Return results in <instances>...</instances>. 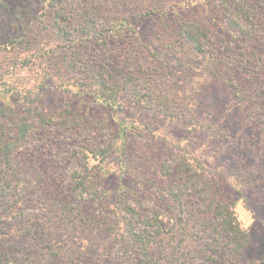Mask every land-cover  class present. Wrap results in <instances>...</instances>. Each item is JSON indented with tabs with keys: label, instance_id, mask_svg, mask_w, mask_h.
<instances>
[{
	"label": "rangeland",
	"instance_id": "1",
	"mask_svg": "<svg viewBox=\"0 0 264 264\" xmlns=\"http://www.w3.org/2000/svg\"><path fill=\"white\" fill-rule=\"evenodd\" d=\"M3 1L0 76L7 78L14 63L29 50H37L38 44L43 46L42 52L54 51L53 59L47 57L52 75L40 98L33 102L34 110L49 114V127L38 130L37 126L32 141L23 143L13 154V186L19 198L13 210L30 218L23 223L30 236L36 229L40 235L52 230L55 238L46 236L45 240L58 254L49 258L48 264H264V205L257 196L261 192L264 196V113L256 107L248 114L246 111L252 109L242 110L238 103L245 77L254 83L258 77L264 85V0H232V4L250 7L252 33L235 37L209 26L203 38L207 46L197 53L185 37L172 31L183 18L202 19L201 9L192 7L165 19L156 14L142 16L144 11L182 0H58L54 7L45 0ZM221 2L206 3L209 18L221 10V17L214 22L223 28L232 15L230 10L223 11ZM62 9H66L65 17L60 14L61 20L59 17L54 27L52 14ZM82 12L88 18L100 17L81 30L83 23L77 17ZM119 17L127 18L135 30L118 32L117 36L107 33V21ZM97 30H101L98 40L105 39L106 48L93 46ZM11 37L21 40L16 41L15 49L9 45ZM240 55L244 57L238 59ZM56 72L70 82L86 85L102 74L109 84H118L123 90L124 110L99 108L76 96L67 98L57 86L60 78ZM22 110L19 106L16 111ZM114 117L147 122L149 127L130 130L124 148L117 152ZM173 142L202 157L211 176L220 180L225 197L235 201V213L250 236L249 245L238 257L219 259L213 240L208 251L202 249L215 230L207 218L214 193L203 203L201 198L206 195L201 188L183 187L185 194L179 204L162 192L161 164H170L173 152H177L172 149ZM98 149L106 157L102 164ZM123 161L126 163L121 167ZM84 167L94 176V193L90 191L87 200L71 209L72 200L65 205L69 174ZM7 174L1 173L3 179L12 178ZM236 181L244 193L239 198ZM10 194L0 196V211L15 197ZM119 199L129 200L141 211L159 213L161 231L148 236L147 256L137 255L134 247L124 246L122 241L108 239L106 243L110 234L105 227L89 231L91 205L109 221ZM11 225L0 221V264H19L23 259L18 244L6 239ZM21 232L26 233L24 238L28 235L27 261L31 255L39 259L47 254L48 248H39L27 229Z\"/></svg>",
	"mask_w": 264,
	"mask_h": 264
},
{
	"label": "trees",
	"instance_id": "2",
	"mask_svg": "<svg viewBox=\"0 0 264 264\" xmlns=\"http://www.w3.org/2000/svg\"><path fill=\"white\" fill-rule=\"evenodd\" d=\"M208 1L209 0H182L176 4H167L163 5V7L152 8L150 12L144 11L142 16L147 17L150 14H156L159 18L165 19L171 15H179L180 11L187 12L192 7L201 9L202 11L200 14H202V19H200V16L197 20L183 18L180 24L175 27V30L172 31L174 35L177 33L179 37H185L196 53L202 52V47L207 46L203 38H206V34H208L207 27L209 26H212L216 31L220 29L221 31H225L226 34H233L235 37L241 35L247 36V34L252 33L254 24L251 21L248 22L249 19H253L251 13L248 12L250 7H246L244 3L232 4V0H222L221 4L223 5V11L230 10L229 13L232 15L227 22H224L225 27L222 28L214 22V20L221 17L219 16V14L222 15L221 10H219L215 18H209V16H207L208 6L206 2ZM0 2L5 5L3 0H0ZM45 2L48 6L54 7L58 0H45ZM64 4H66V2ZM213 6L217 7L218 5L213 4ZM61 11L60 13L52 14L54 27H56L55 23L59 22L60 14H63L65 17L66 9H62ZM87 15L86 12H82L77 17V20L83 23L81 30L90 27L89 25L93 24V21L100 17L88 18ZM200 21H202L203 26L199 23ZM133 27V24L127 18L119 17L107 21L106 31L113 36H117L118 32L126 30L133 32V30H135ZM79 34L80 37L83 36L82 31ZM101 36V30H97L94 34L95 38H93L92 42L96 49H99L98 47H101V49L106 48V40H98ZM16 41L21 40H15V38L12 37L9 38V45L14 49L17 47ZM36 49L37 50L34 52L29 50L23 58H18L19 60L14 63V68L9 71L10 75L7 78L0 76V196L10 194L11 192L15 196L13 200L9 201L10 198L6 201L5 207L0 211V221L6 224L12 223L6 239L12 244H18L17 248L21 251L23 258L20 260L21 263L19 264H48V259H53L54 255L58 254V251L56 252L50 248L48 240H45L46 236L49 237V240L55 238L51 236L52 230L45 231L46 235L45 233L44 235H40L36 229L31 235L34 237L33 241L39 244V248H48V251L46 255L39 259L31 255V259L27 261V256L29 255L25 258L24 256L29 247L25 241L28 235L24 238L26 233L22 234L21 230L27 229L30 236L29 227L23 224L26 221H30V218H24V212L13 210L14 207L17 206V199H19L13 186V181L16 180V173L13 169L14 151L23 143L32 141L31 139L34 138L33 129H36L37 126H39L38 130H41L42 126L47 129L50 124L48 122L51 120L49 114L45 113L42 115L39 111L34 110L33 102L40 98V94L43 91L42 89L47 87L49 78L52 75L48 70L47 57L53 59L54 51L51 54L42 52L43 46L41 44H38ZM241 57L244 56L240 55L238 59H241ZM205 58L207 60L210 58L207 52ZM215 63V61H212V64ZM56 73L60 78L59 81L57 80V86L64 91L63 93L67 95V98L76 96L82 100V102L88 103L89 105H97L99 108L124 110L125 102L123 100L124 95H122L123 90L118 84H109L102 74L99 75L94 82L86 85V83L70 82L66 80L64 74L60 72ZM245 76L247 75L245 74ZM250 79V77H245V81H242L244 83L243 90L238 89L240 93H244L243 95L240 94L241 97H243L238 100L239 108L242 110L252 109L246 111L249 114L251 112L254 113V110L258 107L259 111L261 110V113H264V85L261 84L258 77L255 83ZM236 86L237 84H235V87ZM245 94L251 95L246 96ZM14 105L17 106L14 107ZM19 106H23L24 110H22V113L16 111ZM114 120L117 127V136L114 139V146L117 152L124 148V143L127 141V134L130 130H143L149 127L147 122L140 121L139 123H134L133 121L130 122L128 119H118L117 117ZM35 136L37 137L36 134ZM172 149H177V152H173L172 158L169 159L170 164H166V162L161 164V171L163 170L162 177L164 179L163 185L160 186L162 192L178 201L179 204L185 194L183 187H192L193 189L201 188L202 192L206 195L201 198L203 203L206 202L209 197L208 195L214 193L211 200H209L207 218L208 221L213 223V228L215 230L210 236L211 239L205 242L202 249L208 251V247L212 242L211 240H213L216 243V248H214L213 251L215 255H220L219 259L223 258L227 260L231 256L238 257L249 245L250 236L247 228L242 225L235 213V201L230 202L225 197L226 194L224 190L221 189L220 180L211 176L202 157L191 153L189 148L185 145H180L178 142H173ZM97 153L101 155V158H99L101 164L104 163L106 157L102 154V151L98 149ZM95 157H97V155ZM125 163L126 162L123 161L120 164L121 167H124ZM90 170L91 169L87 167L76 168L69 174L71 183L69 186V197L65 201V205H68V202L72 200L71 209L78 207L80 201L87 200L89 195H91L90 191H93L95 182L94 176L89 172ZM3 172L12 175V178L3 179V176H1ZM261 180H259V189H261ZM235 185L239 193L238 198L242 197L244 195L242 186L238 181H236ZM238 186L241 188H238ZM257 196L259 198L258 202L264 205V196L262 192L258 193ZM114 206V209L111 211H114L113 214H115V216L108 221L105 219L104 213L102 214V212H100V214H98L99 212L96 211L94 208L95 206L91 205L92 210H90V219L93 225L91 224L89 227L90 233H94L105 227V231H108L110 234L105 241L106 243L109 240L116 243L122 241L124 246L129 244V247H134L137 255L147 256L150 246L148 236H150L152 231L157 233L161 231L160 227L162 224L160 220H158V211H141L137 206L131 204L129 200L122 201L119 199V202L116 201ZM182 221H184L185 224L188 223V220ZM106 222L109 223L107 224ZM60 239L62 240L63 238L61 237ZM53 241L59 243L57 239ZM62 242L65 245L66 240H62ZM70 247H73L72 243ZM129 247H125V250L128 252V249H130ZM212 262L216 263L213 259ZM248 263L249 262H247V264ZM154 264L158 263L155 262Z\"/></svg>",
	"mask_w": 264,
	"mask_h": 264
}]
</instances>
